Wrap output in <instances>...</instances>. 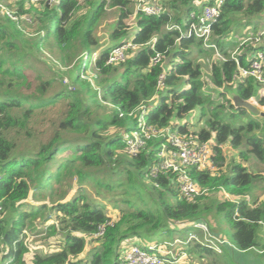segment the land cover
I'll use <instances>...</instances> for the list:
<instances>
[{
    "label": "trees",
    "instance_id": "16d2710c",
    "mask_svg": "<svg viewBox=\"0 0 264 264\" xmlns=\"http://www.w3.org/2000/svg\"><path fill=\"white\" fill-rule=\"evenodd\" d=\"M160 1L163 13L160 16L138 13L136 33L129 38L126 21L133 14L132 1L112 0L108 6L120 10L112 35L119 43L101 51L94 27L105 12L104 1L83 0L81 4L80 0H56L51 4L31 3L28 10L21 3L17 12L12 11L17 20L9 18L0 8L4 17L0 22V264H82L75 263L73 258L85 252L89 238L93 241L92 255L84 264H119L126 243L163 236L174 223L188 224L197 219L212 222L214 212L227 208H230L227 221L233 230L231 243L242 252L257 248L258 230L260 224L264 225V203L256 205L257 198L252 199V195L264 185V177L249 172L247 164L252 157L264 164V122L253 118L245 108L235 110L230 99L225 102L222 99L227 94L225 85L234 84L238 74L235 61L226 51L232 42L226 38L237 15L264 14V0ZM218 1L223 4L221 15L213 24L212 42L227 60L213 63L209 82L202 79L201 67L194 58L196 51L206 50L201 41L182 38L178 45L179 33L167 27L184 26L189 13ZM29 24L36 26L38 36L30 45L32 52H28L24 40L23 28ZM130 39L138 48L142 47L134 53L129 50L131 56L126 55L120 64H109L111 52ZM150 43L154 48L152 44L148 46ZM76 47L84 54V60L76 63L74 74V84L80 85V89L68 86L59 89L56 81L48 78L45 64L38 56L43 49L63 53ZM254 50L264 53V46H249L244 50L241 66H249L248 57ZM99 51L100 55L94 58ZM157 53L166 59L163 64L151 66V59ZM89 67L98 87H93L86 76ZM164 73L165 88L160 91L158 81ZM232 87L242 99L256 97L264 105L259 85L253 78ZM217 91L216 98L209 94ZM157 92L160 100L148 104L147 124L187 133L195 125L188 121L189 117L197 113L198 122L203 120L205 125L195 131L203 141H213L218 170L216 173L193 170V179L211 193H229L233 202H221L211 212L200 206L203 196L195 203L182 200L172 176L153 177L158 140H152L147 150L136 157L126 154L123 136L137 129L142 115L141 111L135 117L129 114L148 103ZM107 103L115 108L113 112L105 110ZM55 106L61 107V117L54 123L48 139L41 142L37 151H19L20 137L35 136L30 125L37 111ZM237 117L247 121L238 123ZM129 119L131 126L127 123ZM113 127L118 132L110 134ZM226 144L238 151V160L227 166L222 151ZM101 174H108L110 179L102 181ZM73 178L80 185L92 179L108 191L116 187L123 189V196L129 199L119 201L122 206L115 205L119 213L113 218L107 214L106 207L91 203L80 188L71 199H66ZM139 191L150 195L153 207L143 197L136 201L130 198L132 192ZM29 199L38 205L29 203ZM37 218L54 221L46 227L47 238L42 246L56 250L46 253L39 250L26 261L29 250L21 238ZM207 226L211 234L223 236L214 230L213 222ZM102 227L103 235L94 237ZM187 255L193 260L197 257L217 262L225 253L219 255L207 245L198 244ZM229 258L230 254L225 255L222 261L230 264Z\"/></svg>",
    "mask_w": 264,
    "mask_h": 264
},
{
    "label": "rangeland",
    "instance_id": "374dc122",
    "mask_svg": "<svg viewBox=\"0 0 264 264\" xmlns=\"http://www.w3.org/2000/svg\"><path fill=\"white\" fill-rule=\"evenodd\" d=\"M106 2L105 6V12L101 16V18L98 20L97 24L95 25V35L97 38V43L99 45V49L104 50L108 48H113L115 45L119 43V41H115L112 39L113 32L116 28L120 10L118 8H112L108 6L112 0H101ZM23 3L26 10H28L32 4L29 0H0V4L7 7L10 11L17 12L19 10L18 6ZM80 3L84 4L83 0H80ZM133 8V14L131 15V18L126 21V24L128 26V37L132 38L134 34L136 33V18L138 14H136L135 6L134 4H131ZM18 8V9H17ZM23 17L29 18L28 15H25ZM25 18V19H26ZM4 20L3 13L0 11V22ZM28 20V19H27ZM25 30V37L24 40L28 43L29 49L28 52H32V45L33 41L38 38L37 32H36V26L33 24L25 25L23 28ZM264 32V14L256 17H246L241 14L236 16V22L234 23L231 34L228 38H226L227 41L232 42L228 48H226V51L228 55H230L233 51H236L238 48H240V52H243L245 49L251 45L248 44L247 48L241 47V43L246 40V38H257V36H260V33ZM131 42V39L130 41ZM259 46H264V37H261V41L257 44ZM255 45V46H257ZM258 46V47H259ZM204 49H206L203 46ZM137 49H132L131 53H134L137 51ZM220 50V49H219ZM100 51L93 55L94 58L98 57L100 55ZM221 52V51H220ZM127 56H131V54L126 53ZM38 56V55H37ZM126 56V58H127ZM43 63L45 64V70L47 72V76L49 79H54L56 81L57 88H63L64 86H68L70 89H77V91L80 89V85L74 84V74H76V63L80 61V59L84 60V54L81 48L76 47L73 50H68L67 52L60 53L57 49L53 51H49L46 49H43L41 51V54L39 56ZM195 62L200 65L201 71L203 73L202 79L208 80L210 78L211 69L213 63L219 61L218 57L215 55V52L213 50L206 49L205 51L198 53L196 51V55L194 56ZM120 67V66H116ZM93 70L89 67L86 71L87 77L91 80L93 87H98L93 82ZM82 78L87 79L86 77L82 76ZM88 80V79H87ZM89 80V81H90ZM55 88V89H57ZM226 95L223 97L222 101L225 102L226 100H229L233 98L232 96L236 95V92L232 86H225ZM217 92H210L209 94L212 95L213 98H216L218 95ZM227 102V101H226ZM231 102V101H230ZM233 104V103H232ZM105 110L109 112H113L115 108L110 104H104ZM60 106H55L53 108H46V109H40L38 110V115L35 117L34 122L30 125L32 126V130L35 133V136L33 138H26V137H20L18 142L20 145L19 151H37L39 148L41 142H44L48 139L50 132L54 129V123L56 120H59L61 117V111ZM236 110V108H235ZM258 110V109H257ZM234 111V110H233ZM236 112V111H234ZM253 118L258 119L259 121L264 122L263 118H260L256 115L253 116ZM146 119V117H145ZM237 122H246L245 119H240L239 117L236 118ZM147 120V119H146ZM206 121V119H204ZM191 123H194L192 129L193 130H199L204 127L205 122L202 120V122H198L197 113L192 114L189 117V120ZM128 125H132V119H129L127 121ZM118 132V129L113 127L111 128L110 134H115ZM161 148V145H159V150ZM225 152V154L228 156V158H234V156L237 155V151L229 148L224 147L222 150ZM230 164V161L226 159V166ZM249 172L260 174V176L264 177V164L257 161L253 157L250 158L248 164ZM226 169V167L224 168ZM103 180H109L110 176L108 174H101L100 175ZM125 181V178H124ZM69 193L66 197V199H71L73 195L77 192V190L80 188L82 189L85 194H87L89 201L95 205H100L106 207V212L108 215L112 216L113 218L118 217V209L115 207L116 204H120L122 206L123 203H119L121 200L129 199L126 196H123V189L115 188L114 191H108L105 188H102L98 185H96L95 181L92 179H88L86 183L83 185H80V182L78 179L73 178L72 182H69ZM261 187L256 189L252 195L253 198H257V202L259 204L264 203V185H260ZM142 190V189H141ZM229 198L225 196L224 193H211L210 191L207 192L203 196L204 199L201 200L200 206L202 208H206L209 211H215V207L217 204L221 202H225L226 200L233 202V198L229 193H227ZM140 197H143L144 201L148 203L149 207H153L154 203L150 198V195H148L145 191H139V192H132L130 195V198L133 201H136ZM32 198V197H31ZM250 199V198H249ZM251 199V202H252ZM262 200V201H261ZM117 201V203H116ZM239 201V199H237ZM29 203H33L35 205H38V203L33 202L31 199L28 200ZM261 202V203H259ZM49 203V202H47ZM124 205V204H123ZM28 210V209H26ZM230 210V208H227V210L217 212V214L214 212L213 215L215 219L211 220L213 224H215L214 229L216 232L223 235L225 238H227L230 242L233 243V230L231 226L228 224L227 221V211ZM53 220V219H52ZM208 225H212V222H209L206 220ZM54 221H43V218H37L34 220L33 227L28 228L26 230L28 233L27 236L24 235L21 239L24 240L26 247L28 248L29 252L26 254L25 258L26 260H31L33 255L30 253V251L35 250V253L40 250V252L50 251V250H56V247H45L42 246V243L45 238H47V234L44 232L46 231V227L53 224ZM181 225L178 223H174L172 225V228L169 232H167L164 236L159 237L160 244H157V246H161L165 241L174 243V240L179 237L181 242L184 244H177L176 247L182 251L184 249L186 253L188 254V250L191 248L196 247L198 244L206 241V238H208L207 231H199L195 227L194 224H189L187 228H180ZM208 228V226H207ZM202 230V229H201ZM209 231V228H208ZM43 232V233H39ZM259 232V238H258V246L256 249H253L249 252H242L239 251V249L236 247L235 250H232L231 247L228 249V246H223V251L225 255L230 254V258L228 262L230 264H264V225L260 224V228L258 230ZM194 234L197 236L198 241H187L189 235ZM216 236H219L218 234H215ZM223 236H219L220 238H223ZM224 239V238H223ZM92 240L88 241L87 249L84 253H82L80 256L73 258L75 263H86L89 261L92 255ZM137 242V241H135ZM138 243V242H137ZM156 241L152 242V244ZM149 246H152L151 244H145L143 242L142 247L149 248ZM128 247V245H126ZM182 247V248H180ZM58 249V248H57ZM222 251V249H221ZM262 251V252H261ZM240 252V253H238ZM184 253V254H186ZM220 255V254H219ZM224 255V256H225ZM224 256H222L221 260H218L217 262L212 261L210 259L208 260H201L196 257L195 260L186 257L187 259L183 262V264H225L222 260L224 259Z\"/></svg>",
    "mask_w": 264,
    "mask_h": 264
},
{
    "label": "built area",
    "instance_id": "2783aa9c",
    "mask_svg": "<svg viewBox=\"0 0 264 264\" xmlns=\"http://www.w3.org/2000/svg\"><path fill=\"white\" fill-rule=\"evenodd\" d=\"M55 1L56 0H30L34 5H39L43 2L51 4ZM131 1L135 6L136 14L143 13L148 16H160L163 13L160 0ZM222 4V1H218L213 5L204 6L202 10L192 11L189 13L184 26L177 24L168 25V29L177 31L180 35V38L177 39L176 43L179 45L182 38L199 40L206 49L215 52L219 61H226V57L220 52L218 46L212 42L213 24L221 15ZM0 8L9 18L13 20L18 19L7 7L0 4ZM261 37H264V32L260 33V36H257V38H246V40L241 43V47L247 48L250 42L251 45L249 46L253 47L261 41ZM151 44L152 43L148 46ZM141 47L142 46L139 48ZM152 47L154 48V44H152ZM137 48L138 45L133 44L132 42H128L121 47L115 48L110 54L109 64H120L126 59V53L129 50ZM239 49L240 48L230 54L231 59L235 61L238 69L236 82L225 86H235L237 83L245 84L248 79L253 78L259 85V95L264 98V53L260 50H254L252 55L248 57L249 66L243 67L240 64V57L243 55L244 51L240 52ZM165 59L166 57L164 55L157 53L151 59V66L163 64ZM165 77L166 74L164 73L159 78L158 88L160 91L165 88ZM207 81L211 82V74ZM159 93L160 92H157L148 103L141 105L138 110L129 114L130 117H135L137 113L141 111L142 115L138 119L137 129L130 133H125L123 136V141L126 144V154L136 157L147 150L148 145L152 140H158L161 148L160 150L158 148L157 164L152 169L151 175L153 177H159L160 175L172 176L174 178V187L179 192L181 199L188 203H195L198 198L204 196L209 191L208 189L201 188L193 179L191 173L193 170L209 173L217 172L218 168L214 162L216 156L213 150L214 144L213 141H203L199 134L192 128H190L192 130L187 133H181L179 130L171 127L157 128L148 125L145 119V114L149 113L148 104H157L160 100ZM230 101L234 104L233 99H230ZM248 102L255 108H258L261 112H264V105L259 103L258 98L252 97ZM123 116L124 115L121 113V117ZM222 193L229 198L227 192L223 191ZM1 214L2 206L0 204V216ZM178 224L181 225V228H187L191 223ZM192 224H194L197 229L207 231L208 238L200 244L207 245L214 250V252L221 254L223 252V246H228L232 249L236 248L230 241L211 234L207 227L198 225L196 221ZM26 233L28 232L24 230L23 235L27 236ZM103 233L104 227H102L94 237H100ZM88 240H92V238H89ZM187 241H198V238L196 235L191 234ZM177 244H183V242L176 239L174 243L164 242L161 246H149L147 249L141 247L137 243L132 244L123 249L122 259L119 264H178L181 258L186 256V254L183 253L181 256L176 255L174 247ZM35 250L36 249L30 251V253L34 255Z\"/></svg>",
    "mask_w": 264,
    "mask_h": 264
},
{
    "label": "crops",
    "instance_id": "0c3cea01",
    "mask_svg": "<svg viewBox=\"0 0 264 264\" xmlns=\"http://www.w3.org/2000/svg\"><path fill=\"white\" fill-rule=\"evenodd\" d=\"M236 96H238L237 94L236 95H234V96H232L233 98H231V100L233 99V101H234V99H235V97ZM238 97H240V96H238ZM241 98V97H240ZM246 109V108H245ZM246 110H248L250 113H252L249 109H246ZM261 112V111H260ZM253 114V113H252ZM259 117V116H258ZM259 119H260V117H259ZM229 146V148H232L229 144H226V145H224V146H222V150L224 149V147H228ZM233 149V148H232ZM235 150V149H234ZM237 151V150H236ZM223 155H224V157H225V159H228L230 162H232L233 160H238V151H237V155L236 156H234V158H228V156L225 154V152L223 151ZM261 186H259L258 188H260ZM257 188V189H258ZM249 198V197H248ZM236 201H237V199H236ZM262 201V200H261ZM259 203H261V202H259ZM258 204V202L256 203V205ZM181 228V227H180ZM184 228V227H183ZM199 231H202V230H200L199 229ZM164 236V235H163ZM159 237L160 236H153V237H150V238H145V239H140V240H137V242H130V243H126L125 244V246H124V248L126 247V245H128V246H130V245H132V244H135V243H137V244H139V245H143V242L145 243V244H151V245H155V243H153L152 244V242H154V241H156V244H160V242H159ZM177 240H182V239H180L179 237H177L176 238ZM175 239V240H176ZM174 240V241H175ZM166 242V241H165ZM184 244V243H183ZM182 244V245H183ZM180 248H182V247H180ZM229 249V248H228ZM175 250V253H176V255H178V256H181V255H183V253H186V251L184 250V249H182V251H180L177 247H176V249H174ZM46 252H48V251H45V253ZM246 252H249V251H246ZM245 252V253H246ZM238 253H240V252H238ZM186 257H188V255H187V253H186V256H184V257H182L181 258V260H180V262L178 263V264H183V262L187 259ZM191 259V258H190ZM193 259V258H192ZM185 263V262H184Z\"/></svg>",
    "mask_w": 264,
    "mask_h": 264
},
{
    "label": "water",
    "instance_id": "95a60500",
    "mask_svg": "<svg viewBox=\"0 0 264 264\" xmlns=\"http://www.w3.org/2000/svg\"><path fill=\"white\" fill-rule=\"evenodd\" d=\"M233 105L235 106L236 109H239V108L249 109L253 113L254 116L257 115L260 118L264 119V112H260L259 110H257V108L252 106L248 101H246V100H244L238 96L235 97ZM196 223L198 225H202V226L207 227V223L203 219H197Z\"/></svg>",
    "mask_w": 264,
    "mask_h": 264
},
{
    "label": "clouds",
    "instance_id": "9594fccd",
    "mask_svg": "<svg viewBox=\"0 0 264 264\" xmlns=\"http://www.w3.org/2000/svg\"><path fill=\"white\" fill-rule=\"evenodd\" d=\"M225 89V88H224ZM248 101V100H247ZM232 103V102H231ZM234 108H235V106H234ZM258 109V108H257ZM259 110V109H258ZM260 111V110H259Z\"/></svg>",
    "mask_w": 264,
    "mask_h": 264
}]
</instances>
